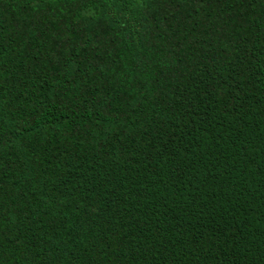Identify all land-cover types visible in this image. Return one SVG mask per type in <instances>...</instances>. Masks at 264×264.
Wrapping results in <instances>:
<instances>
[{"label": "trees", "instance_id": "1", "mask_svg": "<svg viewBox=\"0 0 264 264\" xmlns=\"http://www.w3.org/2000/svg\"><path fill=\"white\" fill-rule=\"evenodd\" d=\"M0 264H264V0H0Z\"/></svg>", "mask_w": 264, "mask_h": 264}]
</instances>
